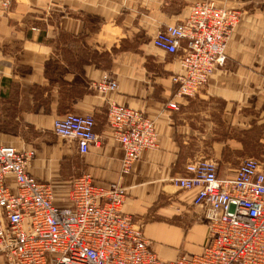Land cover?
Listing matches in <instances>:
<instances>
[{"label": "crops", "instance_id": "0c3cea01", "mask_svg": "<svg viewBox=\"0 0 264 264\" xmlns=\"http://www.w3.org/2000/svg\"><path fill=\"white\" fill-rule=\"evenodd\" d=\"M194 1L237 8L240 17L204 88L175 97L177 58L152 38L183 21ZM104 74L117 88L101 94L93 86ZM109 100L141 111L158 132L156 148L127 173L107 124ZM68 112L94 118L99 142L86 154L52 131ZM0 143L34 150L28 171L50 184L56 205H67L70 180L87 172L96 184L125 188L122 212L143 224L161 259L198 253L205 226L196 189H179L174 178L203 159L223 177L246 157L264 169V0H0Z\"/></svg>", "mask_w": 264, "mask_h": 264}, {"label": "built area", "instance_id": "2783aa9c", "mask_svg": "<svg viewBox=\"0 0 264 264\" xmlns=\"http://www.w3.org/2000/svg\"><path fill=\"white\" fill-rule=\"evenodd\" d=\"M237 8L194 1L188 16L165 25L152 44L175 55L171 76L175 97L192 98L225 61L228 37L239 21ZM105 94L117 83L107 74L93 86ZM168 109L177 110L175 101ZM107 124L122 150L120 172L127 173L144 150L157 146L155 121L141 111L108 101ZM91 115L65 113L53 133L74 142L80 155L99 142ZM33 149L0 143V255L6 264H264V169L244 158L233 177L219 175L215 161H190L174 178L179 189H196L192 203L202 209L204 243L198 253L161 259L143 224L121 210L125 188L93 182L87 172L70 180L66 206H58L50 187L28 171Z\"/></svg>", "mask_w": 264, "mask_h": 264}, {"label": "rangeland", "instance_id": "374dc122", "mask_svg": "<svg viewBox=\"0 0 264 264\" xmlns=\"http://www.w3.org/2000/svg\"><path fill=\"white\" fill-rule=\"evenodd\" d=\"M181 246V245H180ZM183 246V245H182ZM180 249H183V247H181Z\"/></svg>", "mask_w": 264, "mask_h": 264}]
</instances>
